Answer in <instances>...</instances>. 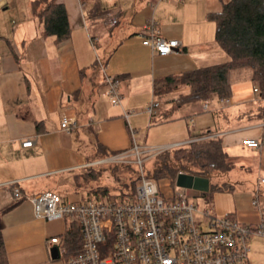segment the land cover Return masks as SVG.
Instances as JSON below:
<instances>
[{"label":"crops","instance_id":"obj_1","mask_svg":"<svg viewBox=\"0 0 264 264\" xmlns=\"http://www.w3.org/2000/svg\"><path fill=\"white\" fill-rule=\"evenodd\" d=\"M32 1L0 0V210L20 198L2 214L8 264H65L62 254L51 257L54 244L47 239L60 238L66 222L36 217L28 198L45 190L63 199L80 197L73 174L100 160L97 145L119 153L137 145V136L143 141L139 147L185 144L205 132L203 137H219L236 160L209 184L228 181L233 188L211 194L210 215L231 214L248 224L261 219L264 184L256 205L253 189L264 176V144H242L243 138H264V103L249 71L233 75L227 103L211 98L175 105L186 88L163 98L153 93L156 77L227 60L215 40L216 22L207 16L220 12L224 0H57L70 27L59 41L39 35ZM95 3L109 13L107 20L91 17ZM149 19L161 36L178 40L175 51L157 55L142 44ZM108 36L115 38L112 43ZM100 39L105 47L96 57L119 79V104L110 102L103 74L94 70L92 47ZM152 97L163 104L150 116L146 107ZM165 112L171 116L161 120ZM62 115L75 120V128L62 129ZM26 140L30 146H22ZM255 236L247 264H264V237Z\"/></svg>","mask_w":264,"mask_h":264},{"label":"built area","instance_id":"obj_2","mask_svg":"<svg viewBox=\"0 0 264 264\" xmlns=\"http://www.w3.org/2000/svg\"><path fill=\"white\" fill-rule=\"evenodd\" d=\"M145 28L147 32L141 35V42L153 54L165 55L177 49L178 40L161 36L153 19L147 21ZM97 61L103 74L101 82L106 86L105 92L110 102L119 104L121 92L118 77L106 72L103 61L99 58ZM262 99L264 103V96ZM219 101L227 103L229 97L220 98ZM159 104V99L151 98L146 107L150 116L155 114V107ZM204 108H207L206 104ZM75 126V120L66 115L61 116L62 129L71 130ZM31 143V140H26L21 144L30 146ZM181 144L183 143L173 146ZM242 144L249 148H259L264 144V138H243ZM167 148L169 147H139L132 143L128 150L99 160L125 163L129 156L136 155L140 168L133 197L130 199L82 196L74 200L63 199L52 190H45L28 198L36 217L75 221L79 224L81 247L75 254L65 257V264H247V239L251 235L264 236V214L255 224L241 222L229 215L214 217L197 210L186 188L176 186L174 182L172 186L167 181L164 187L169 192L166 193L163 186L159 187V181L144 173L139 154H155ZM11 183L14 182L8 185ZM262 184L264 176H259L253 189L255 205ZM12 194L19 197L20 190L14 187ZM194 212L209 215L208 230H203L197 224ZM47 242L56 245L59 254H65L59 237L51 236Z\"/></svg>","mask_w":264,"mask_h":264},{"label":"trees","instance_id":"obj_3","mask_svg":"<svg viewBox=\"0 0 264 264\" xmlns=\"http://www.w3.org/2000/svg\"><path fill=\"white\" fill-rule=\"evenodd\" d=\"M32 11L39 24V35L42 37L52 36L55 41L63 40L70 34V27L66 9L63 3L57 0H33ZM91 17H110L107 11H102L95 3L91 10ZM208 18L215 20V40L219 47L227 54L225 61L198 66L193 69L183 70L177 73L156 77L153 81V93L157 98L167 97L172 92L186 88L175 97V105H181L190 101H207L211 98H225L231 94L233 75L239 71H249L250 79L257 84L259 94L264 96V0H224L222 9L218 13H210ZM105 63V60H101ZM94 70L98 71L97 59L94 62ZM170 112H165L161 120L168 119ZM203 134L198 139L185 144L169 147L154 155L153 167L146 174L157 179L169 178L174 180L179 171L208 176L209 180L222 175L230 170L235 164V158L229 155L222 145L219 137ZM99 157L103 159L115 152L109 151L101 145H97ZM115 171L117 164L113 163ZM95 164H89L83 170L73 174L75 185L87 183L95 179L99 170H95ZM114 173V172H113ZM137 176L128 182L121 181L119 186L108 188L99 186L91 191L96 198H126L133 197ZM83 183V184H84ZM15 183L8 185L13 190ZM233 184L228 181L210 182L209 190L201 196L209 197L218 190H230ZM113 191V192H112ZM261 192V191H260ZM16 198V197H15ZM15 202L0 210V264H8L7 253L2 237V214L12 208ZM233 217L231 214H227ZM82 242L80 226L75 221L66 222L63 234L60 236V246L65 249L63 257L75 254L79 251Z\"/></svg>","mask_w":264,"mask_h":264},{"label":"rangeland","instance_id":"obj_4","mask_svg":"<svg viewBox=\"0 0 264 264\" xmlns=\"http://www.w3.org/2000/svg\"><path fill=\"white\" fill-rule=\"evenodd\" d=\"M105 32L108 33L109 28L106 27L104 28ZM113 30V29H112ZM109 39V43H112V41L115 38H111L108 36ZM102 41L103 39H100L95 45L94 47H92L93 50V58L96 57V55L98 56H102V52L101 51V47H105L104 45L102 46ZM109 46V45H108ZM106 49V48H105ZM96 58H99V57ZM255 89L257 90V94H259V90L257 87V84H255ZM178 94V93H177ZM190 102H196V101H190ZM197 102H203V101H199L197 100ZM188 103V102H185ZM184 103V104H185ZM162 102L155 107V109H159L162 106ZM153 122V121H152ZM144 136V134H143ZM143 141H141L140 137L137 136L136 138V144L137 145H141ZM156 154V153H155ZM155 154H146L145 153H140V158L142 159V168L144 173H147L149 170L152 169L153 167V161H154V155ZM108 160H103V161H99V162H95V170H99L100 174L95 178V179H91L90 181H88L87 183L81 182L82 184L80 185H75L74 189H76L80 196L84 197V198H96L95 194L91 191V193H87L92 189H96L99 186H106L108 188H113L114 186H119V182L121 181H125L128 182L131 178H134L135 176H137V173L139 171V164L137 162V158L136 155H131L127 158V162H125V164H117V168L115 171H113L111 168L113 166V164L107 162ZM114 172V173H113ZM157 181H159V187L162 188L163 186V190L168 193L169 189L164 187V183L165 182H169L172 186H173V182L174 180H170L169 178H162V179H157ZM84 183V184H83ZM113 192V191H112ZM99 198L103 199L105 197L103 196H99ZM191 200L193 202V204L196 206L198 211H202V212H207L210 214V200L207 197L204 196H192ZM194 217L197 221V224L203 229V230H208L209 229V225H208V216H204L198 212H194ZM220 217V216H217ZM264 237V236H261ZM256 238L255 235H251L248 238L247 241V248H248V252L249 250H251V243L252 241ZM250 253V252H249Z\"/></svg>","mask_w":264,"mask_h":264},{"label":"water","instance_id":"obj_5","mask_svg":"<svg viewBox=\"0 0 264 264\" xmlns=\"http://www.w3.org/2000/svg\"><path fill=\"white\" fill-rule=\"evenodd\" d=\"M174 183L176 186L186 188L187 193L190 196H199L200 193L207 192L209 190V177L200 176L186 172H179L176 174ZM51 257H58V247L56 245L50 248Z\"/></svg>","mask_w":264,"mask_h":264},{"label":"flooded vegetation","instance_id":"obj_6","mask_svg":"<svg viewBox=\"0 0 264 264\" xmlns=\"http://www.w3.org/2000/svg\"><path fill=\"white\" fill-rule=\"evenodd\" d=\"M201 194H202V193H200V195H199V196H201Z\"/></svg>","mask_w":264,"mask_h":264}]
</instances>
